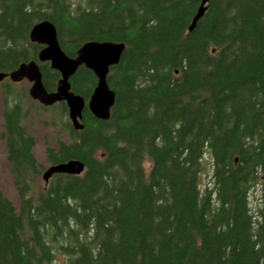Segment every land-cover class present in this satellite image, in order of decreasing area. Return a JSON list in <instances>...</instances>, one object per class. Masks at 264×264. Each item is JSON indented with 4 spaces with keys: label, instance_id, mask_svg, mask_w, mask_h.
I'll return each mask as SVG.
<instances>
[{
    "label": "trees",
    "instance_id": "1",
    "mask_svg": "<svg viewBox=\"0 0 264 264\" xmlns=\"http://www.w3.org/2000/svg\"><path fill=\"white\" fill-rule=\"evenodd\" d=\"M200 2L0 0L2 73L37 61L28 36L41 20L69 57L90 40L126 46L107 76L110 118L85 107L83 129L64 119L68 141L46 149L49 166L76 159L84 172L47 185L34 183L35 140L3 82L19 201L0 189V264H264V0H209L188 32ZM38 64L53 92L59 73ZM70 85L88 101L96 77L80 66Z\"/></svg>",
    "mask_w": 264,
    "mask_h": 264
},
{
    "label": "water",
    "instance_id": "2",
    "mask_svg": "<svg viewBox=\"0 0 264 264\" xmlns=\"http://www.w3.org/2000/svg\"><path fill=\"white\" fill-rule=\"evenodd\" d=\"M208 2L209 0H201L188 27V32L195 28L197 21L204 15ZM28 37L30 42L42 46L37 54V61L23 62L8 73L0 72V82L6 78L13 83L27 80L30 83L29 97L45 107L64 102L72 128L76 131L83 129L81 121L85 107L95 118L107 121L115 102V92L108 86L107 76L110 67L118 64L126 47L125 44L90 40L82 44L75 57H69L60 47L56 27L48 20L36 22ZM37 62H48L50 68L59 73L60 77L53 92L45 89ZM80 66L92 71L96 77V85L87 102L83 97L71 91L70 78ZM84 169L85 166L81 161L70 159L48 166L42 174V179L47 185L54 174L80 175Z\"/></svg>",
    "mask_w": 264,
    "mask_h": 264
},
{
    "label": "rangeland",
    "instance_id": "3",
    "mask_svg": "<svg viewBox=\"0 0 264 264\" xmlns=\"http://www.w3.org/2000/svg\"><path fill=\"white\" fill-rule=\"evenodd\" d=\"M9 84L8 79L3 81ZM3 82H0V189L7 195V197L18 205V194L16 192L14 179L12 177L10 166L7 162V149L4 139L1 137L2 131V114L5 110L6 103H11L12 97H9L6 92H3ZM30 83L26 80L16 83L13 88L16 96L21 98V103L26 112L25 125L28 133L32 135L35 140L34 156L42 171L40 172V179L34 178V183L44 184L42 174L48 168L49 163L46 156V149L48 147H55L59 141H68L67 134L58 126L63 124L64 119L68 118V110L63 111L60 107H54L47 110H43L39 103L32 100L28 95ZM67 109V108H66ZM209 158V157H206ZM208 161L207 159H205ZM207 163V162H205ZM145 167H150V162H145ZM210 179V164L205 165V170L201 174L202 187L208 183ZM260 187H257L254 195L251 197V205L254 207L260 194ZM62 261V256L57 255L56 263Z\"/></svg>",
    "mask_w": 264,
    "mask_h": 264
}]
</instances>
